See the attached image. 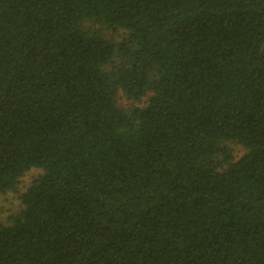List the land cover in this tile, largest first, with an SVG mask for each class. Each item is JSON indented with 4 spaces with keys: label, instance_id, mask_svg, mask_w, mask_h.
I'll return each instance as SVG.
<instances>
[{
    "label": "trees",
    "instance_id": "trees-1",
    "mask_svg": "<svg viewBox=\"0 0 264 264\" xmlns=\"http://www.w3.org/2000/svg\"><path fill=\"white\" fill-rule=\"evenodd\" d=\"M30 169L0 264H264V0H0V193Z\"/></svg>",
    "mask_w": 264,
    "mask_h": 264
},
{
    "label": "rangeland",
    "instance_id": "rangeland-1",
    "mask_svg": "<svg viewBox=\"0 0 264 264\" xmlns=\"http://www.w3.org/2000/svg\"><path fill=\"white\" fill-rule=\"evenodd\" d=\"M100 31L104 34L105 37L111 38L115 41H118L122 38L121 31H112L101 28ZM149 94L142 99L140 106L143 107L146 104L147 98ZM117 106L122 109H127L131 106V103L127 101L121 92L117 94ZM233 155L237 159L243 155L244 149L240 146H232ZM40 170L38 169H30L26 172L19 180L18 186L16 187L15 191L6 192L4 194L0 193V222L5 223L7 217L18 212L22 206L19 201V195L23 193L26 188L30 185L31 181L40 174Z\"/></svg>",
    "mask_w": 264,
    "mask_h": 264
}]
</instances>
